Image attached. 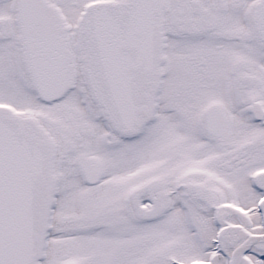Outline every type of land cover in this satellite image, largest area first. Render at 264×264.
<instances>
[{
	"label": "snow or ice",
	"instance_id": "6c2138e0",
	"mask_svg": "<svg viewBox=\"0 0 264 264\" xmlns=\"http://www.w3.org/2000/svg\"><path fill=\"white\" fill-rule=\"evenodd\" d=\"M0 264H264V0H0Z\"/></svg>",
	"mask_w": 264,
	"mask_h": 264
}]
</instances>
